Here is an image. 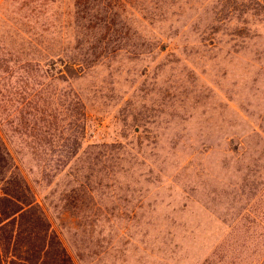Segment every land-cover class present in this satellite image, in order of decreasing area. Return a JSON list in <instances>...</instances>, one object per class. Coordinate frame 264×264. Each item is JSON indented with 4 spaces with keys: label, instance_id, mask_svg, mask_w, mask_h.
Returning <instances> with one entry per match:
<instances>
[{
    "label": "rangeland",
    "instance_id": "1",
    "mask_svg": "<svg viewBox=\"0 0 264 264\" xmlns=\"http://www.w3.org/2000/svg\"><path fill=\"white\" fill-rule=\"evenodd\" d=\"M0 140L73 264H264V0H0Z\"/></svg>",
    "mask_w": 264,
    "mask_h": 264
},
{
    "label": "trees",
    "instance_id": "2",
    "mask_svg": "<svg viewBox=\"0 0 264 264\" xmlns=\"http://www.w3.org/2000/svg\"><path fill=\"white\" fill-rule=\"evenodd\" d=\"M0 264H73L1 140Z\"/></svg>",
    "mask_w": 264,
    "mask_h": 264
}]
</instances>
